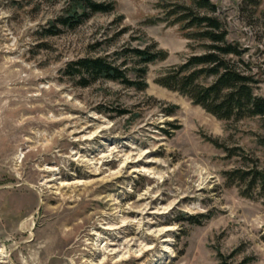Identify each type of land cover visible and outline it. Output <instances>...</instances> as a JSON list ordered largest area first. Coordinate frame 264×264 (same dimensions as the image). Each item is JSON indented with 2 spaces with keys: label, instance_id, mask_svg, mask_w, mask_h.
I'll list each match as a JSON object with an SVG mask.
<instances>
[{
  "label": "rangeland",
  "instance_id": "1",
  "mask_svg": "<svg viewBox=\"0 0 264 264\" xmlns=\"http://www.w3.org/2000/svg\"><path fill=\"white\" fill-rule=\"evenodd\" d=\"M94 1L115 8L70 27L79 0H0V264H264V188L240 178L264 169L260 119L157 82L201 50L170 16L189 0ZM211 1L264 97V0ZM155 43L144 89L71 66L142 81L131 49Z\"/></svg>",
  "mask_w": 264,
  "mask_h": 264
},
{
  "label": "trees",
  "instance_id": "2",
  "mask_svg": "<svg viewBox=\"0 0 264 264\" xmlns=\"http://www.w3.org/2000/svg\"><path fill=\"white\" fill-rule=\"evenodd\" d=\"M251 1L256 8L261 4V0ZM79 8L82 9L80 13ZM114 8V3L79 0L69 14L59 18V22L64 26L75 27L89 14L110 12ZM217 9L211 0H189L188 4H177L170 11V16L175 18L174 23L180 24L188 32L187 38L198 43L201 50L194 51L180 65L164 71L157 82L187 96L195 105L201 106L219 120L258 118L264 128V97L255 92L258 80L251 74L245 58L247 50L240 42L229 39L228 29L217 15ZM131 52L143 65L140 74L142 81L129 80L125 69L102 57L82 58L71 66L84 80L120 81L144 89L147 84L143 78L148 72V65L166 60L169 53L158 49L156 43L133 48ZM259 142L264 146L263 137H260ZM242 174L240 178L250 179L255 188H264V169Z\"/></svg>",
  "mask_w": 264,
  "mask_h": 264
},
{
  "label": "bare ground",
  "instance_id": "3",
  "mask_svg": "<svg viewBox=\"0 0 264 264\" xmlns=\"http://www.w3.org/2000/svg\"><path fill=\"white\" fill-rule=\"evenodd\" d=\"M131 161H132V160H131ZM106 162H107V161H106ZM129 162H130V159L127 158V159L124 161V164L129 163ZM101 163H102V162H101ZM94 171H95L96 173H100V169H95ZM147 207H148V206H147ZM160 231H161V230H160ZM152 233H153V232H152ZM159 234H160V232H156V236L159 235ZM144 246H145V245H144ZM142 249H143V248H142ZM147 250H148V249H147ZM137 251H138V250H137ZM142 251H143V250H142ZM145 251H146V250H145ZM114 252L116 253V250H115ZM114 252H113V253H114ZM128 252H129V251H128ZM131 254H132V253H131ZM141 255H142V254H141ZM127 258H128V257H127Z\"/></svg>",
  "mask_w": 264,
  "mask_h": 264
}]
</instances>
